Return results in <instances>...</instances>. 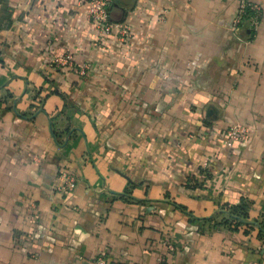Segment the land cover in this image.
Returning <instances> with one entry per match:
<instances>
[{
	"label": "crops",
	"instance_id": "1",
	"mask_svg": "<svg viewBox=\"0 0 264 264\" xmlns=\"http://www.w3.org/2000/svg\"><path fill=\"white\" fill-rule=\"evenodd\" d=\"M89 1L0 0V264H264V0Z\"/></svg>",
	"mask_w": 264,
	"mask_h": 264
},
{
	"label": "built area",
	"instance_id": "2",
	"mask_svg": "<svg viewBox=\"0 0 264 264\" xmlns=\"http://www.w3.org/2000/svg\"><path fill=\"white\" fill-rule=\"evenodd\" d=\"M109 0H90L88 6V17L95 21L99 31L103 33H111L121 42L126 41L132 34V27L129 23L123 20H114L111 18ZM263 10L259 3L252 0H240L237 13L234 17L233 28L235 30L245 27L246 25L251 31L257 32L262 21ZM61 64H70L75 67L76 62L74 56L67 52L63 57L57 59ZM90 70L88 64H83L79 68L82 75H86ZM251 129L244 125H235L228 127L225 130L226 141L231 143L235 141L248 140L251 134ZM207 166V163L204 167ZM60 178L63 181L61 189L67 193L73 192L78 184V177L73 171L61 169ZM169 250L174 249V243L171 240L167 242ZM98 264H117L109 261L103 256L97 258ZM158 264H169L165 256L159 258Z\"/></svg>",
	"mask_w": 264,
	"mask_h": 264
},
{
	"label": "trees",
	"instance_id": "3",
	"mask_svg": "<svg viewBox=\"0 0 264 264\" xmlns=\"http://www.w3.org/2000/svg\"><path fill=\"white\" fill-rule=\"evenodd\" d=\"M240 207L231 208L230 217L226 219V223L233 225L237 229L241 225H251L250 222H247L248 215L246 212L242 211ZM261 233H264V223H260Z\"/></svg>",
	"mask_w": 264,
	"mask_h": 264
},
{
	"label": "water",
	"instance_id": "4",
	"mask_svg": "<svg viewBox=\"0 0 264 264\" xmlns=\"http://www.w3.org/2000/svg\"><path fill=\"white\" fill-rule=\"evenodd\" d=\"M123 9H121L116 3L111 7V18L114 20H121L123 18Z\"/></svg>",
	"mask_w": 264,
	"mask_h": 264
}]
</instances>
